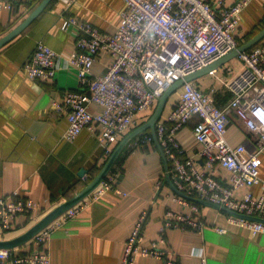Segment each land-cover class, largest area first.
<instances>
[{"label":"built area","instance_id":"1","mask_svg":"<svg viewBox=\"0 0 264 264\" xmlns=\"http://www.w3.org/2000/svg\"><path fill=\"white\" fill-rule=\"evenodd\" d=\"M41 0H0V9L14 11L18 3ZM126 5L121 21L113 33L73 15L65 17L63 29L76 31V48L68 64L77 72V88L68 91L64 101L54 102L58 112L67 109L69 125L65 139L73 141L85 129L102 141L108 158L120 138L139 125L138 116L153 110L162 93L177 80L193 73L237 48V31L242 13L253 0H124ZM68 4L71 2L66 0ZM109 54L107 71L94 75V62ZM57 52L38 42L24 63L32 79L55 78ZM241 67L230 78L220 82L232 93L225 107L216 104L213 93L203 91L194 80L181 86L169 114L156 123V135L169 163L173 184L182 192L225 206L251 216L264 218V180L261 179V153L264 150V39L238 56ZM217 69L211 70L215 74ZM89 103L101 109L89 110ZM230 111L241 120L257 141L246 140L236 146L227 138ZM199 118L194 127L196 140L201 144L197 155H188L177 138L179 130L192 117ZM150 133L142 142L153 141ZM225 170L226 175L219 173ZM88 181L92 177H85ZM115 176L110 172L83 200L69 208L30 242L29 251L0 249V264H52L48 248L55 229L74 217L91 202L102 199L114 187ZM261 185L255 195L251 188ZM163 180L156 185L160 193ZM245 192L240 196L237 193ZM122 192V191H121ZM173 201L182 210L166 208L159 237L143 244V230L148 211L144 210L125 241L120 264H136L138 255L153 257L163 264H177L169 248L167 231L180 228L204 231L212 227L219 233L225 227L209 223L202 207L174 192ZM37 202L16 190L0 196V232L13 231L20 214H32ZM232 224L248 227L254 233L264 232V222L228 214ZM201 264H208L206 255Z\"/></svg>","mask_w":264,"mask_h":264},{"label":"crops","instance_id":"2","mask_svg":"<svg viewBox=\"0 0 264 264\" xmlns=\"http://www.w3.org/2000/svg\"><path fill=\"white\" fill-rule=\"evenodd\" d=\"M68 1L71 3L52 0L28 27L0 47V196L19 190L38 204L30 216L18 215L15 221L19 228L0 232V239L24 232L74 196L89 182L85 177H94L92 174H97L107 160L102 141L95 133L84 129L73 141L64 137L69 125L68 111L58 112L54 102L62 103L65 94L77 88L78 80L76 70L68 64V57L76 48V31L72 27L63 29V22L65 17L73 15L113 33L126 3L124 0ZM29 2L18 3L14 11L0 9V38L40 3ZM19 14L23 15L18 17ZM263 22L264 0H253L242 13L236 35L245 41ZM38 42L47 44L58 54L53 79H32L24 69ZM110 63V55L103 53L94 62L93 74L105 73ZM240 67L236 57L220 66L215 74L207 73L194 81L207 93L214 89L216 104L225 107L232 93L220 80L230 78ZM180 91L181 87L170 96L160 120L169 114ZM100 109L97 104L89 103L91 112L97 113ZM151 111L140 113L139 125L148 120ZM198 120L197 116L192 117L179 130L177 138L186 153L196 157L202 166L203 160L197 155L201 144L194 135ZM149 133L138 135L121 151L111 171L115 176L114 187L53 231L48 243L52 264H120L125 241L144 210L148 211L144 245L159 237L166 208L182 210L172 199L174 191L164 182L166 172L159 147L154 139L142 142ZM226 138L234 146L246 140L257 141V136L249 132L233 111H230ZM261 158V179L264 180V150ZM83 169L86 172L80 174ZM219 173L226 175L222 168ZM161 179L164 184L157 194L156 185ZM251 190L259 195L261 185ZM244 192L245 189L237 195ZM202 213L209 223L226 230L219 233L210 226L202 232L169 229L167 240L177 264H201L202 255H206L208 264H264V232L254 233L248 227L230 223L228 213L220 209L202 205ZM31 246L29 241L18 247V251H29ZM136 264L163 263L157 258L138 255Z\"/></svg>","mask_w":264,"mask_h":264},{"label":"water","instance_id":"3","mask_svg":"<svg viewBox=\"0 0 264 264\" xmlns=\"http://www.w3.org/2000/svg\"><path fill=\"white\" fill-rule=\"evenodd\" d=\"M52 0H41L40 3L29 13L17 26H15L11 31L5 34L0 38V47L8 43L10 40L19 35L28 25H30L34 19L49 5ZM264 39V26L252 37L241 43L237 48L231 50L226 55L220 57L214 62L206 65L205 67L186 75L184 78H181L174 82L169 88H167L160 98L157 101L156 107L151 114V116L144 123L138 125L129 133H127L116 145L111 155L107 158L103 166L100 168L99 172L91 178V180L74 196L69 198L67 201L61 203L60 205L53 208L50 212L44 215L40 220L34 223L32 226L27 228L24 232L12 237V238H3L0 239V249H14L20 247L27 242H29L37 233H39L43 228H45L49 223L67 211L69 208L73 207L75 204L86 198L101 182L102 180L112 171V168L118 159L123 148L135 137L145 132L150 131L153 135L154 141L159 147V150L162 154L164 161V168L166 172V181L172 188V190L193 201L199 203L201 205L210 206L216 209H220L228 214H233L238 217H243L251 220L264 222V218L251 216L244 213H240L238 211L231 210L225 206H221L219 204L210 202L208 200L198 198L196 196L188 195L182 191H180L172 182L170 172H169V163L163 152V149L159 143V140L156 135V123L160 119L163 110L169 100L170 96L179 89L185 81L196 80L197 78L209 73L211 70L218 69L220 66L225 64L227 61L236 58L240 53L249 50L254 47L260 41ZM86 170L83 169L80 174L85 173Z\"/></svg>","mask_w":264,"mask_h":264},{"label":"trees","instance_id":"4","mask_svg":"<svg viewBox=\"0 0 264 264\" xmlns=\"http://www.w3.org/2000/svg\"><path fill=\"white\" fill-rule=\"evenodd\" d=\"M28 2H29V1H28ZM33 2H37V1H30L29 4H30V3H33ZM22 15H23V14H19L18 17H21ZM251 34L254 35V33H251ZM255 34H256V32H255ZM247 36H248L247 38H250V34L247 35ZM251 37H252V36H251ZM237 38H238L240 44L244 42V41L241 39V37H238V36H237ZM245 41H246V40H245ZM262 41H263V40H262ZM262 41H260L258 44H260ZM258 44H256V45H258ZM256 45H255V46H256ZM250 49H251V48H250ZM152 112H153V110L151 111V113H150L149 116H151ZM119 141H120V140H119ZM98 172H99V171H98ZM95 174H96V173H95ZM95 174H92V175L95 176ZM164 182L167 184V181H166V180H165ZM164 182H163V184H164ZM192 202H193V201H192ZM198 204H199V203H198ZM199 205L202 207L201 204H199ZM25 215L30 216V215H28V214H25ZM19 226H20V225H18V223H16V221H14L13 226H12V230H15V229L19 228Z\"/></svg>","mask_w":264,"mask_h":264},{"label":"rangeland","instance_id":"5","mask_svg":"<svg viewBox=\"0 0 264 264\" xmlns=\"http://www.w3.org/2000/svg\"><path fill=\"white\" fill-rule=\"evenodd\" d=\"M263 26H264V22L260 26L258 25L257 27H255L252 32L254 34H255V32L257 33ZM251 36H253V35L250 33V37Z\"/></svg>","mask_w":264,"mask_h":264}]
</instances>
